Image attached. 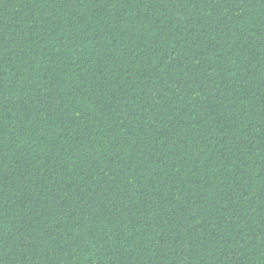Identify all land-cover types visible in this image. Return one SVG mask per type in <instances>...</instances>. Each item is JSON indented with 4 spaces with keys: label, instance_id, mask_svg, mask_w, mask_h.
<instances>
[{
    "label": "trees",
    "instance_id": "trees-1",
    "mask_svg": "<svg viewBox=\"0 0 264 264\" xmlns=\"http://www.w3.org/2000/svg\"><path fill=\"white\" fill-rule=\"evenodd\" d=\"M0 264H264V0H0Z\"/></svg>",
    "mask_w": 264,
    "mask_h": 264
}]
</instances>
